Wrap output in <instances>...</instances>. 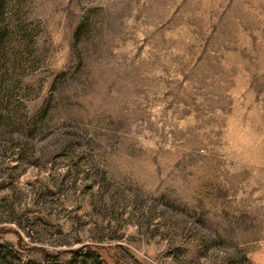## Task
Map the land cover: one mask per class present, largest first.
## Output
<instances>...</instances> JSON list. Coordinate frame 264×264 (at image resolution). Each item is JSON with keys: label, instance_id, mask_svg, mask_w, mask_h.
I'll return each instance as SVG.
<instances>
[{"label": "rangeland", "instance_id": "374dc122", "mask_svg": "<svg viewBox=\"0 0 264 264\" xmlns=\"http://www.w3.org/2000/svg\"><path fill=\"white\" fill-rule=\"evenodd\" d=\"M103 263L264 264V0H0V264Z\"/></svg>", "mask_w": 264, "mask_h": 264}, {"label": "trees", "instance_id": "16d2710c", "mask_svg": "<svg viewBox=\"0 0 264 264\" xmlns=\"http://www.w3.org/2000/svg\"><path fill=\"white\" fill-rule=\"evenodd\" d=\"M85 250V252L87 253V254H97L95 251H93L90 247H88V246H85V247H83L82 249H81V251H84ZM103 264H106V263H103Z\"/></svg>", "mask_w": 264, "mask_h": 264}]
</instances>
